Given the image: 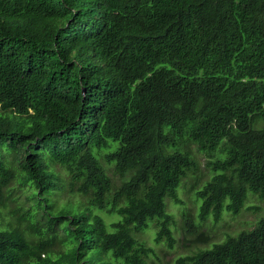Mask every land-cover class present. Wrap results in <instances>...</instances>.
Returning a JSON list of instances; mask_svg holds the SVG:
<instances>
[{"label": "trees", "instance_id": "16d2710c", "mask_svg": "<svg viewBox=\"0 0 264 264\" xmlns=\"http://www.w3.org/2000/svg\"><path fill=\"white\" fill-rule=\"evenodd\" d=\"M189 178L168 264H264L202 229L264 200V0H0V264H156Z\"/></svg>", "mask_w": 264, "mask_h": 264}, {"label": "rangeland", "instance_id": "374dc122", "mask_svg": "<svg viewBox=\"0 0 264 264\" xmlns=\"http://www.w3.org/2000/svg\"><path fill=\"white\" fill-rule=\"evenodd\" d=\"M205 157L200 156V164L203 165ZM192 179H185L182 186L179 188L178 195L183 202V205L174 204L167 199V211L173 217V223L171 224V230H173L176 242L173 248H168L165 242L158 244L154 243V237L156 232V224L152 222L149 225V229L144 233H139L138 237L144 241L147 245L152 246L155 251L158 260L153 257L156 264H168L178 256H183L191 253L197 246L192 241L193 237L187 236L189 240H184L183 235V222L181 220V209L187 208L194 215V219L197 220V211L199 202L195 199L192 192H189V188L192 185ZM248 197L244 203L243 208L237 215H231L223 213L218 222H213L209 217L204 223L202 229L208 231L212 237V242H218L222 240L226 234H235L242 229L251 228L256 219L258 220L264 214V200L256 199L251 192L247 193ZM261 207V212L248 210L249 207ZM114 216H107V221L114 220Z\"/></svg>", "mask_w": 264, "mask_h": 264}, {"label": "clouds", "instance_id": "9594fccd", "mask_svg": "<svg viewBox=\"0 0 264 264\" xmlns=\"http://www.w3.org/2000/svg\"><path fill=\"white\" fill-rule=\"evenodd\" d=\"M249 208H251V207H249ZM254 211H256V210H254ZM259 212H261V211H259ZM257 220V219H256ZM252 228H254V225L251 227V228H249V229H242V230H250V229H252ZM242 230H239V232L240 231H242ZM238 233V232H237ZM236 234V233H235ZM221 241V240H220ZM219 242V241H218ZM215 243V242H214Z\"/></svg>", "mask_w": 264, "mask_h": 264}]
</instances>
